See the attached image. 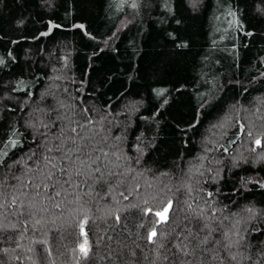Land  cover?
Instances as JSON below:
<instances>
[{"label": "trees", "instance_id": "16d2710c", "mask_svg": "<svg viewBox=\"0 0 264 264\" xmlns=\"http://www.w3.org/2000/svg\"><path fill=\"white\" fill-rule=\"evenodd\" d=\"M85 108L106 117L89 135L106 138L96 146L123 178L76 177L63 215L10 180L5 199L18 202L0 208V264H151L156 217L144 213L168 199L169 223L157 226L167 248L176 225L188 223V201L217 228L213 239L227 243V233L233 242L209 244L217 250L188 257L194 264H264V0H0V175L25 184L40 175L33 160L44 168L42 142L53 147L52 134L68 125L57 111L83 122ZM20 202L34 205L31 215ZM78 210L89 217L86 259L70 226ZM158 254L156 264H168L165 249Z\"/></svg>", "mask_w": 264, "mask_h": 264}, {"label": "snow or ice", "instance_id": "6c2138e0", "mask_svg": "<svg viewBox=\"0 0 264 264\" xmlns=\"http://www.w3.org/2000/svg\"><path fill=\"white\" fill-rule=\"evenodd\" d=\"M135 6V5H133ZM51 27H60L59 25H51ZM76 27L83 28V25H77ZM48 33H42V35H47ZM55 110V109H54ZM84 119L73 120L71 118L61 116L57 111V116L55 120H68V125L66 127L60 128L58 133H53V139L59 141V143L54 144L53 147H48L47 137L42 142L45 145V151L41 153V159L44 163V168L40 167L39 160H33V157L36 155L35 152H31L28 155V160H33V164L36 165L37 172L40 175H34L32 179L28 180L27 184L21 181L20 176L11 173L10 175H0V208H4L7 203L11 207H15L18 198L14 197L11 201L5 199V185L10 188L15 189L16 185L9 183L10 180H15L20 184L22 189L31 188L35 191V197H40L41 195L45 196L49 202L52 203L53 207L60 209V215H63L64 208H61L62 204L65 206L72 204L74 201H69L67 197L72 193L69 192V189L79 188V184L76 183L75 178L81 177L83 183H87L88 180H92L93 184L102 180L105 175L113 176L118 175L120 178H123L124 173L120 172L118 174L113 173V171L108 167V163L104 162L103 158L109 156V152L104 151L103 147H97V143H106V138H101V141H95V136L99 133L92 132V126L101 122V120L106 117H101L100 120H94L92 117L88 116V109H83ZM55 120L52 123H55ZM44 128L51 131L49 124H43ZM40 135H45L44 133H38ZM251 135V133H249ZM7 143V142H5ZM10 143L14 147L17 143L15 140H11ZM71 144L74 147L65 148L64 145ZM255 144L257 147H261V140L256 139ZM99 152L100 155H94ZM54 153H60V156L54 155ZM4 156H7L8 153L4 152ZM113 156H116V152H112ZM120 157L117 156V159ZM59 163H56V161ZM20 160H14L12 165H7L8 168L13 167L16 164H20ZM110 163V161H109ZM103 165V167H102ZM5 162L0 160V167H4ZM118 166V165H117ZM46 169V171L44 170ZM25 173L31 172L30 167L24 169ZM99 174V175H97ZM65 185H68L66 188ZM91 188L92 185H89ZM170 191V190H169ZM179 191V188L177 189ZM189 191L191 189L189 188ZM21 194L27 196V192H22ZM124 199H127V196H124L123 193H120ZM213 196L212 192L207 193V197L211 198ZM34 197V198H35ZM78 199V197H77ZM186 208L184 211V218L188 221L186 224H177L176 228L173 229L172 239L176 243L172 244L171 248H167L165 241L168 239V234H165L162 231L157 230V226L161 223L168 224L170 219V213L173 212V201L168 199L167 201H161V210L153 211V209H147L145 215H153L156 219L153 221V227L148 232L146 240L149 244H152L156 247L157 256L156 259L151 262V264H156V260H160L161 256L158 254L160 249H165V255L162 257L163 260L168 261V264H194L193 259H188V257H195L197 253H200L202 256L208 253L214 252L217 249L208 247L209 244L215 246H223L226 250L230 249L233 246V242L227 233H223L224 239L227 243H223L220 240H215L212 238V234L217 231V228H213L211 223L208 222L204 214L203 209L197 211V208H194L191 203L188 201L184 202ZM207 203V201H206ZM22 207H25L31 215V208L34 207L31 203L24 205L23 202H20ZM199 207V205H197ZM43 211H47V208H42ZM251 211V209H249ZM23 215V212L21 213ZM79 219H74L72 225L75 228L79 229V236L82 237V241L78 244L77 248L80 253L81 258H88L91 251V245L88 240V233L85 231V225L89 223V217L86 213H80L78 210ZM212 217L215 218V212L213 211ZM174 219V215L171 217ZM120 216L118 214L114 215V221L116 223L120 222ZM198 221L199 224L189 227L188 225L192 221ZM36 223H40L39 220ZM143 226V225H142ZM176 229H179L177 231ZM4 228L0 225V231H3ZM201 233H204L202 236ZM35 243L43 246L46 241L43 239L35 241ZM176 251H172V249ZM31 251V249H29ZM167 253H171L170 258ZM134 255V253H133ZM217 257L212 256V260L215 261ZM232 260H235L236 257L232 256ZM201 264H204L203 259ZM211 264V262H209Z\"/></svg>", "mask_w": 264, "mask_h": 264}, {"label": "rangeland", "instance_id": "374dc122", "mask_svg": "<svg viewBox=\"0 0 264 264\" xmlns=\"http://www.w3.org/2000/svg\"><path fill=\"white\" fill-rule=\"evenodd\" d=\"M160 211V210H159Z\"/></svg>", "mask_w": 264, "mask_h": 264}]
</instances>
